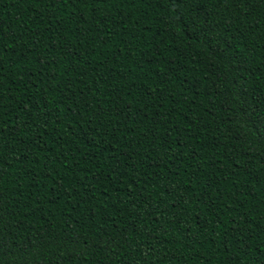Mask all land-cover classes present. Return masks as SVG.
I'll return each mask as SVG.
<instances>
[{
	"label": "trees",
	"instance_id": "1",
	"mask_svg": "<svg viewBox=\"0 0 264 264\" xmlns=\"http://www.w3.org/2000/svg\"><path fill=\"white\" fill-rule=\"evenodd\" d=\"M0 264H264V0H0Z\"/></svg>",
	"mask_w": 264,
	"mask_h": 264
}]
</instances>
